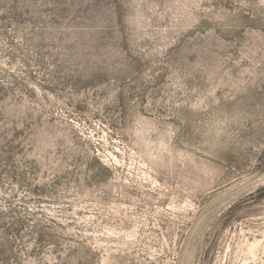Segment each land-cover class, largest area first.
Wrapping results in <instances>:
<instances>
[{
    "label": "rangeland",
    "instance_id": "rangeland-1",
    "mask_svg": "<svg viewBox=\"0 0 264 264\" xmlns=\"http://www.w3.org/2000/svg\"><path fill=\"white\" fill-rule=\"evenodd\" d=\"M0 264H264V0H0Z\"/></svg>",
    "mask_w": 264,
    "mask_h": 264
}]
</instances>
